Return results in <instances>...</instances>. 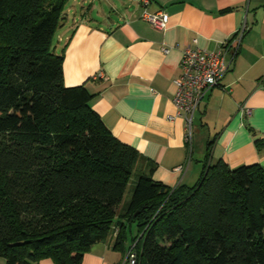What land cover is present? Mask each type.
<instances>
[{"label": "trees", "instance_id": "trees-1", "mask_svg": "<svg viewBox=\"0 0 264 264\" xmlns=\"http://www.w3.org/2000/svg\"><path fill=\"white\" fill-rule=\"evenodd\" d=\"M67 1L0 0L5 264H80L112 233L121 245L134 221L136 264H264V166L204 162L176 187L152 179L149 162L137 171L142 156L104 125L96 94L64 84L66 45L53 42Z\"/></svg>", "mask_w": 264, "mask_h": 264}, {"label": "crops", "instance_id": "crops-1", "mask_svg": "<svg viewBox=\"0 0 264 264\" xmlns=\"http://www.w3.org/2000/svg\"><path fill=\"white\" fill-rule=\"evenodd\" d=\"M68 2L53 42L56 51L66 45L64 84H83L96 94L92 108L142 156L138 170L149 162L152 179L176 187L193 185L204 162L264 166V144H256L264 142V0H150L149 12L168 14L162 30L141 18L140 0H72V15ZM242 26L237 53L223 48L228 68L201 100L187 143L184 119H168L175 113L181 51L187 45L216 50ZM125 240L114 247L112 233L92 244L80 264L122 263L132 245Z\"/></svg>", "mask_w": 264, "mask_h": 264}, {"label": "built area", "instance_id": "built-area-1", "mask_svg": "<svg viewBox=\"0 0 264 264\" xmlns=\"http://www.w3.org/2000/svg\"><path fill=\"white\" fill-rule=\"evenodd\" d=\"M140 2L142 6L141 18L154 29H164L168 23V14L163 10L149 12L146 7L150 0H140ZM243 32L244 27L242 26L230 39L223 41L220 48L213 51L190 45L183 47L180 59L181 73L174 79L175 113L169 115L168 119L173 120L176 117L184 119L187 143L191 141L192 118L201 100L220 82L228 68L223 48H230L232 54L237 53ZM163 50L167 51V48H163ZM262 83H264V79H262ZM121 264H136V251L133 244L125 253Z\"/></svg>", "mask_w": 264, "mask_h": 264}, {"label": "rangeland", "instance_id": "rangeland-1", "mask_svg": "<svg viewBox=\"0 0 264 264\" xmlns=\"http://www.w3.org/2000/svg\"><path fill=\"white\" fill-rule=\"evenodd\" d=\"M69 2H70V4L71 3H73L72 2V0H69ZM69 2H68V4H67V6H66V11L68 10V8H69ZM74 5H76V4H74ZM73 8V7H72ZM79 8V5L77 4V9ZM106 11H108L109 13H113L114 12V9H110V8H107V10ZM72 10H71V7L69 8V14H71L72 15ZM59 33H60V29L57 31V36H56V40H57V38H58V35H59ZM56 40H55V42H56ZM197 112V111H196ZM195 114H197V113H195ZM196 116V115H195ZM143 168V167H142ZM141 168V169H142ZM137 171H138V169H137ZM140 171V170H139ZM146 171V170H145ZM135 180V177L134 176H132V178L130 179V181H129V183H128V186H127V189H126V191H125V193H124V200H128L129 198H130V195H131V189H132V187H133V184H134V181ZM125 223V225H126V228H125V234L124 235H126V240H127V242H130V239H131V236L132 237H135L136 235H137V229H138V226H137V223L134 221V222H132L131 224H130V227L129 226H127V224H126V222H124ZM112 231V230H111ZM126 240H125V242H126ZM124 246H127V243L126 244H124ZM116 254L118 255V256H120V252H116ZM118 264H121V259H120V261L118 262Z\"/></svg>", "mask_w": 264, "mask_h": 264}]
</instances>
